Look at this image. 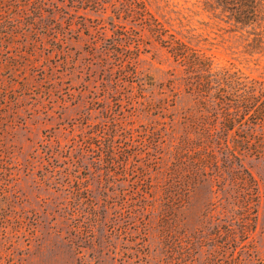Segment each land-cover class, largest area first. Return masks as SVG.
Masks as SVG:
<instances>
[{
    "label": "rangeland",
    "instance_id": "374dc122",
    "mask_svg": "<svg viewBox=\"0 0 264 264\" xmlns=\"http://www.w3.org/2000/svg\"><path fill=\"white\" fill-rule=\"evenodd\" d=\"M145 1L215 65L264 82V34L257 41L211 0ZM50 2L41 17L34 4L17 12L15 38L0 42V264H264V157L217 161V180L182 205L169 199L177 140L167 128L190 105L171 91L181 67L127 20L114 19L138 32L141 49L115 47L109 4L95 12ZM115 52L132 57L134 81ZM148 167L154 186L142 200L134 181ZM237 171L252 176L243 189Z\"/></svg>",
    "mask_w": 264,
    "mask_h": 264
},
{
    "label": "trees",
    "instance_id": "16d2710c",
    "mask_svg": "<svg viewBox=\"0 0 264 264\" xmlns=\"http://www.w3.org/2000/svg\"><path fill=\"white\" fill-rule=\"evenodd\" d=\"M58 1L74 9L95 12L107 9L106 4H109L113 13L109 18L114 32H117L114 38L115 47L129 49L133 44L136 51L141 49L142 39L136 36L138 32L133 30L136 34H131L114 19L127 20L147 30L181 67L182 74L174 75L171 91L174 93V102L179 101L183 94L189 99L190 105L183 109L180 117L172 114L167 128L174 133L177 140L176 145H173L176 152L174 162L170 166V181L164 191L169 199L185 200L201 185L217 180L216 176L222 174L217 161H243L246 156L264 157V82L249 79L242 73L215 65L211 57L166 29L150 12L145 0ZM211 1L230 21L252 26L257 41L263 39L264 0ZM49 3L50 0H0V42L15 38L14 33L19 29L14 18L17 12L27 13L26 7L34 4L36 7L31 11V15L41 17ZM259 28L262 29L256 31ZM117 52L113 56L124 71L123 76L134 81L137 71L131 61L132 57L126 56V59ZM125 68H128L130 73ZM180 88L183 91L179 90ZM176 128H180L182 133L175 134ZM135 155H126V168L127 162L136 158ZM109 158L110 161H115L113 153ZM97 160L101 161V156ZM0 161H5L1 148ZM148 168L142 170L134 181L145 189L141 195L142 200L146 199L154 186L148 177L150 167ZM235 178L240 187L243 185L242 189L247 180H252L247 171H237ZM0 180L8 181V167L4 163L0 164ZM2 186L0 195L7 189ZM184 200L179 204H184ZM243 207L246 217H243L242 226L247 229L251 205L247 203ZM0 220L5 222L8 218L1 215ZM244 233L246 234L245 231Z\"/></svg>",
    "mask_w": 264,
    "mask_h": 264
}]
</instances>
